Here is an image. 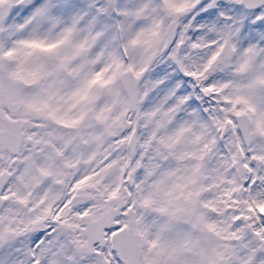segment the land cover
Here are the masks:
<instances>
[{"label":"snow or ice","instance_id":"obj_1","mask_svg":"<svg viewBox=\"0 0 264 264\" xmlns=\"http://www.w3.org/2000/svg\"><path fill=\"white\" fill-rule=\"evenodd\" d=\"M0 264H264V0H0Z\"/></svg>","mask_w":264,"mask_h":264}]
</instances>
